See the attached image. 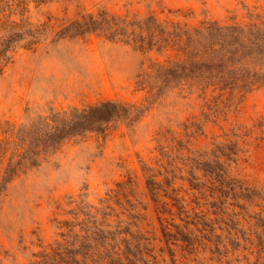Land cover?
Instances as JSON below:
<instances>
[{
  "label": "rangeland",
  "instance_id": "1",
  "mask_svg": "<svg viewBox=\"0 0 264 264\" xmlns=\"http://www.w3.org/2000/svg\"><path fill=\"white\" fill-rule=\"evenodd\" d=\"M257 12L264 0H26L11 12L38 39L0 62V264H49L86 202L147 238L143 264H264V84L219 96L193 61L205 25ZM89 14L102 22L85 29Z\"/></svg>",
  "mask_w": 264,
  "mask_h": 264
},
{
  "label": "trees",
  "instance_id": "2",
  "mask_svg": "<svg viewBox=\"0 0 264 264\" xmlns=\"http://www.w3.org/2000/svg\"><path fill=\"white\" fill-rule=\"evenodd\" d=\"M25 2L26 0H0V13H2L0 17H5L0 22V31L3 29L10 31L8 34L0 33V62L9 58L8 51L15 41L24 37L26 40L24 43L31 44L38 39L37 32L22 30V23L10 21L8 17ZM4 10L8 12H2ZM249 18L248 21L231 24H218L217 21H212L202 28L208 34L200 50L205 56H199L195 52L196 57L193 61L200 71L202 68L207 71L204 85L212 83L217 86L220 90L219 96L226 94V98H229L233 95V90L242 96L255 84H264V13H250ZM20 19L22 22L21 15ZM100 22L102 20L89 14L83 27L92 29ZM181 64L185 66L184 63ZM189 72L193 74L196 69L189 68ZM226 89L228 91L225 92ZM146 179L149 183V178ZM212 181L217 184L218 191H223L226 180L221 174L213 175ZM86 204L88 208L80 212L84 215L80 217L81 219L77 221L80 215L78 211L71 222L66 220V230L61 232L63 240L56 241L53 255L45 252L48 256L52 255L49 264H138L139 261L143 264L144 253L151 255L142 248V241L147 238L128 234L127 229L120 230L117 224H111L108 212L89 202ZM166 204L167 202H157L156 209L161 230L166 236L173 237L174 233L169 232L167 224L171 226L174 224L168 222L167 218L161 217V213L170 212ZM190 222L195 225V222Z\"/></svg>",
  "mask_w": 264,
  "mask_h": 264
}]
</instances>
